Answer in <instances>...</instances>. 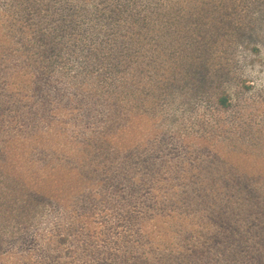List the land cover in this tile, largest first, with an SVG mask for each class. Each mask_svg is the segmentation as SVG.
Instances as JSON below:
<instances>
[{"label": "rangeland", "instance_id": "1", "mask_svg": "<svg viewBox=\"0 0 264 264\" xmlns=\"http://www.w3.org/2000/svg\"><path fill=\"white\" fill-rule=\"evenodd\" d=\"M153 1L135 4L140 18H130L138 24L144 18L150 26L144 32L142 25L136 29L139 45L114 69L113 58L94 66L79 51L96 28L93 2L96 20L98 9L107 15L115 0H0V91L9 89L16 101L24 98L22 104L34 105L40 131L65 110L75 115L90 110L87 130L106 126L107 105L118 99V119L102 137L143 149L149 146H141L144 140L165 138L149 152L167 164L145 179L140 191L126 192L123 185L117 190L105 182L91 188L84 215L86 227L97 234L92 246L97 242L123 250L164 243L162 234L175 214L169 203L159 206L153 197L159 196L156 189L166 172L162 187L167 197L175 190L170 182L197 180L198 169L208 166L227 173L211 178L264 188V0H156L162 5L150 10ZM131 25L125 23L123 34ZM147 72L154 88L138 95ZM223 94L229 99L225 108L217 103ZM6 112L12 118L19 114L13 106ZM139 225L148 238L137 236ZM117 235L119 246L107 238ZM25 248L21 241L0 244V264H22Z\"/></svg>", "mask_w": 264, "mask_h": 264}, {"label": "trees", "instance_id": "2", "mask_svg": "<svg viewBox=\"0 0 264 264\" xmlns=\"http://www.w3.org/2000/svg\"><path fill=\"white\" fill-rule=\"evenodd\" d=\"M137 1L115 0L107 15L106 9H98L96 20L93 2L91 23L96 22V28L79 51L88 62L97 66L113 58L112 68L116 69L124 55L134 53L141 35L136 29L142 25L144 32L150 26L143 17L140 24L130 18H140L134 9ZM161 5L154 0L150 10ZM125 23L132 25L130 32L123 34ZM145 76L148 81L142 90L137 89L138 95L154 88L152 76ZM11 93L9 89L0 91V128H15V133L0 129V244L25 243L27 258L22 264H264L263 186L211 178L227 173L210 166L198 169L195 175L201 178L197 180H183L177 185L170 182L175 190L169 191L168 197L167 188L162 187L167 172L161 174L160 179L164 178L156 189L159 196L153 200L159 206L169 203L175 214L168 215L171 219L162 234L163 239L166 236L164 243L130 245L123 250L97 242L92 246L97 234L86 227L84 215L93 196L91 188L102 187L101 182H105L117 190L123 185L126 192L140 191L145 179L159 174L161 164H167L149 152L150 147H161L165 138L145 137L141 146H149L143 149L136 144L120 147L115 137H102L118 119V99H110L114 101L107 105L110 120L106 126L99 123L87 130L90 110L76 115L65 110L40 131L38 118L32 116L34 105L22 104L24 98L16 101ZM217 103L227 107L228 96H219ZM10 106L19 113L17 117L6 112ZM6 119L12 120L11 124ZM231 173L244 174L237 170ZM137 230L140 239L148 238L140 225ZM107 238L118 245V235ZM126 241L128 245L129 239Z\"/></svg>", "mask_w": 264, "mask_h": 264}]
</instances>
